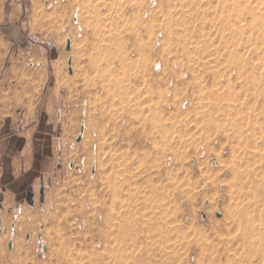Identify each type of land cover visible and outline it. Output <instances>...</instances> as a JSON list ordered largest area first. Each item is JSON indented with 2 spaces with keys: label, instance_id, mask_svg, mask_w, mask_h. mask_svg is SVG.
Instances as JSON below:
<instances>
[{
  "label": "rangeland",
  "instance_id": "obj_1",
  "mask_svg": "<svg viewBox=\"0 0 264 264\" xmlns=\"http://www.w3.org/2000/svg\"><path fill=\"white\" fill-rule=\"evenodd\" d=\"M155 1L0 0V264H264V0Z\"/></svg>",
  "mask_w": 264,
  "mask_h": 264
},
{
  "label": "crops",
  "instance_id": "obj_2",
  "mask_svg": "<svg viewBox=\"0 0 264 264\" xmlns=\"http://www.w3.org/2000/svg\"><path fill=\"white\" fill-rule=\"evenodd\" d=\"M45 122L42 120H38L35 122L34 127H37L39 131L43 132L41 134H48L47 132H45V128L42 127V125H44ZM2 126H4V124H2ZM32 128V127H31ZM31 128H28L27 131H29ZM34 130V129H33ZM24 132H18L15 133V135L13 134H5L3 136L0 137V155H8L13 157V161H12V166L14 168V174L15 177H18V175L21 173L22 169L24 168V170H27L31 167L32 165V158L29 159L27 158V154L25 156V151L27 149V146L29 145V143H31V141L29 143H22V139H19V135L23 134ZM26 158V159H25ZM38 163H36L35 167H38ZM23 182L19 183V189L22 188V186H20ZM17 183H11L8 186V189H6L5 191L2 192L1 194V205L2 208L6 210H8V208H10L8 210L9 215L11 213H13V206H15L16 203V193H14L17 190ZM43 188V187H42ZM45 200V199H44ZM33 201L35 202V197L33 198ZM45 202V201H44ZM44 202H41V204H44ZM36 203H34L31 206H34ZM23 210V207L21 208ZM4 213V210H1V215ZM15 214V213H14ZM10 244V243H9ZM14 245V244H13Z\"/></svg>",
  "mask_w": 264,
  "mask_h": 264
},
{
  "label": "water",
  "instance_id": "obj_3",
  "mask_svg": "<svg viewBox=\"0 0 264 264\" xmlns=\"http://www.w3.org/2000/svg\"><path fill=\"white\" fill-rule=\"evenodd\" d=\"M70 48H71V41H68V43H67V49L69 50ZM69 63H71V61H70ZM71 70H72V69L70 68V71H71ZM79 140H80V139H79ZM44 199H45L44 188H41V191H40V200L43 202ZM28 202H29V204H31V205L34 204V201L31 200V197L28 198ZM12 246H13V242L11 241L10 244H9V247L12 248Z\"/></svg>",
  "mask_w": 264,
  "mask_h": 264
},
{
  "label": "built area",
  "instance_id": "obj_4",
  "mask_svg": "<svg viewBox=\"0 0 264 264\" xmlns=\"http://www.w3.org/2000/svg\"><path fill=\"white\" fill-rule=\"evenodd\" d=\"M155 3V0H152ZM82 137V136H80ZM79 170H81V166H78ZM40 256H44L47 253V246L43 243L42 239H39V252Z\"/></svg>",
  "mask_w": 264,
  "mask_h": 264
},
{
  "label": "bare ground",
  "instance_id": "obj_5",
  "mask_svg": "<svg viewBox=\"0 0 264 264\" xmlns=\"http://www.w3.org/2000/svg\"><path fill=\"white\" fill-rule=\"evenodd\" d=\"M42 202V201H41ZM262 229V228H261ZM257 231V230H256ZM262 232V231H261ZM260 237L263 239L264 238V232L261 233ZM264 241V240H263Z\"/></svg>",
  "mask_w": 264,
  "mask_h": 264
}]
</instances>
